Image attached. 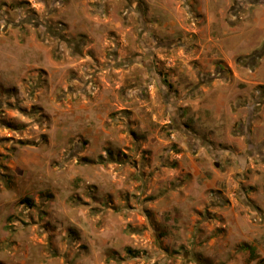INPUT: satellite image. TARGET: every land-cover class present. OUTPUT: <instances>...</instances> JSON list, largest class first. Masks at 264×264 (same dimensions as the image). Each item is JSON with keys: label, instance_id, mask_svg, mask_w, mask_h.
<instances>
[{"label": "rangeland", "instance_id": "rangeland-1", "mask_svg": "<svg viewBox=\"0 0 264 264\" xmlns=\"http://www.w3.org/2000/svg\"><path fill=\"white\" fill-rule=\"evenodd\" d=\"M263 50L264 0H0V264H264Z\"/></svg>", "mask_w": 264, "mask_h": 264}, {"label": "trees", "instance_id": "trees-1", "mask_svg": "<svg viewBox=\"0 0 264 264\" xmlns=\"http://www.w3.org/2000/svg\"><path fill=\"white\" fill-rule=\"evenodd\" d=\"M263 52H264V50H263ZM247 247H248V246H247ZM249 248H250V251L253 252L254 249H253L251 246H250Z\"/></svg>", "mask_w": 264, "mask_h": 264}]
</instances>
